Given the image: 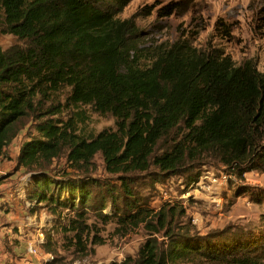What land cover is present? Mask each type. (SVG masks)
<instances>
[{
	"label": "trees",
	"instance_id": "16d2710c",
	"mask_svg": "<svg viewBox=\"0 0 264 264\" xmlns=\"http://www.w3.org/2000/svg\"><path fill=\"white\" fill-rule=\"evenodd\" d=\"M126 1L0 0V32L23 42L0 44V154L28 128L14 170L30 172L29 198L71 214L80 251L95 211L122 235L161 233L121 264H264V213L253 231L198 234L181 202L151 207L138 180L204 157L238 177L264 170V72L216 49L145 53L134 22L116 16ZM87 110L114 126L94 129ZM97 155L114 180L88 174ZM60 157L68 166L57 170Z\"/></svg>",
	"mask_w": 264,
	"mask_h": 264
},
{
	"label": "rangeland",
	"instance_id": "374dc122",
	"mask_svg": "<svg viewBox=\"0 0 264 264\" xmlns=\"http://www.w3.org/2000/svg\"><path fill=\"white\" fill-rule=\"evenodd\" d=\"M115 12L117 17L134 22L139 48L145 53L169 48L174 43L191 51L216 49L236 64L251 60L264 72V0H129ZM0 44L9 48L23 42L12 34L0 32ZM87 113L96 130L114 126L110 115L100 116L90 110ZM27 129L19 132L8 156L3 157L2 172L14 166L9 161L15 159L14 152ZM53 165L57 170L68 166L64 157L55 159ZM184 170L160 182L142 173L139 185L151 207L158 209L164 202H181L187 212L182 219L189 221L198 234L224 228L227 233L256 230L264 213V170L255 169L238 177L212 157H204ZM88 174L96 178H115L106 171L98 155ZM29 176L30 172L21 170L12 193L24 203L29 222L40 227L39 237L42 236L44 242L37 246V253L32 254L25 248L26 244L35 243L36 237L34 241L8 236L4 240L0 234V244L5 250V254L0 255V259L4 257L3 264H121L136 255L147 237L160 238L161 233L149 235L142 225L122 235L119 227L115 228V219L104 221L94 211L88 214L87 232L82 236L86 249L80 251L75 239L70 241L73 232L65 229L71 214L53 213L29 198ZM3 177L1 175L0 180Z\"/></svg>",
	"mask_w": 264,
	"mask_h": 264
},
{
	"label": "crops",
	"instance_id": "0c3cea01",
	"mask_svg": "<svg viewBox=\"0 0 264 264\" xmlns=\"http://www.w3.org/2000/svg\"><path fill=\"white\" fill-rule=\"evenodd\" d=\"M11 149L12 145L10 146V150ZM16 153L17 151L14 152L13 158ZM4 156L5 155L0 154V168L1 163L5 162V159L3 160ZM9 162L13 165L15 164V160H11ZM21 170L23 169L15 171L14 166H12V168L6 171V175H4V177L0 180V200L2 203L4 201L8 202V209L0 211V234L4 236H2L4 240L6 239V236L12 239L29 240L35 237L37 238L41 232L39 226H35L29 222L27 211L23 210L24 203L12 193V189L18 182L17 178H19ZM9 210L10 212H8ZM3 254H5L4 245L0 244V255L3 256ZM3 258L1 259L3 260ZM1 259L0 264H3Z\"/></svg>",
	"mask_w": 264,
	"mask_h": 264
},
{
	"label": "built area",
	"instance_id": "2783aa9c",
	"mask_svg": "<svg viewBox=\"0 0 264 264\" xmlns=\"http://www.w3.org/2000/svg\"><path fill=\"white\" fill-rule=\"evenodd\" d=\"M6 174V172H2L1 170H0V176L1 175H5ZM3 205V206H2ZM8 203L7 204H4V203H2L1 202V200H0V211H4V210H7L8 209ZM1 206H2V208H1ZM0 240H1V238H0ZM34 241V240H33ZM44 242V239L42 238V236L41 237H37L36 238V240H35V243H29V244H27V246H26V248L25 249H27V251L29 252V253H32V254H35V253H37V246L38 245H41L42 243Z\"/></svg>",
	"mask_w": 264,
	"mask_h": 264
}]
</instances>
